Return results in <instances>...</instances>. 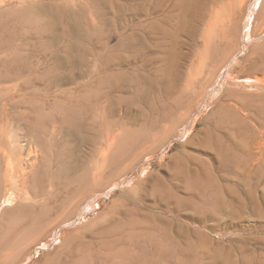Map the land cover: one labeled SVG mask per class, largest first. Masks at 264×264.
Returning <instances> with one entry per match:
<instances>
[{"label":"rangeland","instance_id":"rangeland-1","mask_svg":"<svg viewBox=\"0 0 264 264\" xmlns=\"http://www.w3.org/2000/svg\"><path fill=\"white\" fill-rule=\"evenodd\" d=\"M35 1L46 2L48 10L45 18L62 19L66 12H70L77 23V17L83 13L84 19L81 18L83 22L81 21L79 29L81 33L75 39L77 50L73 52L76 66L66 61L68 52L64 45L52 48L48 44V38L42 37L39 42L33 38L35 28L27 23L23 12ZM137 1L140 0L0 2V22H8L0 27V264H68L73 252L84 249L88 246L87 243L92 242L95 246V242L102 239L103 232L111 224L112 216H117L125 209L132 212L126 217L134 216L136 211L140 216L152 211L151 207L137 198L132 189L145 192L146 196L147 190L157 186L159 181L170 180L169 173L174 167L176 154L205 157L206 154L189 140L203 127L202 119L213 115L218 100L233 93L230 100L234 102L264 101V83L261 82L264 79V0H240L238 6L234 5L235 8L227 10L224 16L226 18L230 15L231 22L236 20L235 25L232 22V26H235L231 28L232 33L229 34L228 31V35L225 34L227 38H224L222 45L214 44L210 48L209 55L213 60L205 61L197 74L196 83L187 87V81H183L170 87L168 96L148 102H142L137 97L133 100L130 98L127 103L120 105L121 109L110 119L88 117L87 121L95 129L88 132L94 138V145L85 144L75 148L76 141H71L68 152L61 146H55L58 142L64 143L63 137L68 132L58 122L63 116L61 108L51 107L55 104L54 100H61L64 90H74L76 85L69 80L75 74H87L78 79L82 88L94 81V74L97 72L96 58L101 48L99 41L95 45L93 40L102 39L103 35L109 46L118 45L120 36L114 27L116 13L127 9L133 11ZM222 3L226 5L225 0ZM21 11L22 16H18L17 13ZM142 18L144 17L138 20L144 21ZM133 22H136L135 18ZM49 32V35L58 34L62 41L63 28H59V25L51 26ZM218 37L222 36L218 34ZM84 56L87 62L83 65ZM52 60L62 61L63 64L54 71L45 66V63ZM51 78L56 79L58 85H50ZM41 103H45V108H40ZM127 110L129 112L125 114ZM148 122H151L149 126L146 124ZM246 125L248 126L247 122H244L245 128L242 127L248 136L244 144L245 148L249 147L251 150L252 142L256 140L264 143V137L260 136L253 125L249 126L251 130ZM54 126L58 129L54 135L56 142L43 132V128L52 130ZM34 139L38 141L34 146L41 155V161L39 159L34 170L27 175L25 187L29 188V181L35 172L41 173L48 170L49 166H59V162L55 160L58 152L59 159L64 158V163L77 158H82L88 164L96 161L95 165L102 167L103 171L102 181L98 186L101 189L98 193L100 198L94 205H82L81 202L71 216L63 214L59 222L48 227L43 222L34 221L33 211L39 205L29 209L30 199L23 198V190L26 189L22 187V183L16 181L17 178L13 175L9 181L5 179V172L12 171L16 161L18 164L24 162L25 140ZM14 156L18 159L15 160ZM234 169L242 170L243 165L238 164ZM47 170V174L53 173L52 170ZM93 170L94 168L81 181V185L87 189L94 180ZM238 178L239 175L232 178L235 185ZM63 182H66L63 178L56 181L57 199L59 203L63 201L69 204L74 195H70L71 191L60 195ZM256 187L259 190L257 195L264 198V175ZM243 189L248 190V186L241 184V190ZM237 198L244 199L241 192ZM112 200L115 202L114 206H111ZM246 203L245 208L238 209L237 202H226L225 210L213 211L214 214L205 217L200 215L204 221L201 223L186 215L177 218L174 225L180 224L181 228L187 224L194 225L207 237L205 254L198 256L193 262L183 260L180 264H264V199L262 204H257L256 201L255 210L251 208L249 200ZM58 207L61 211L62 206ZM112 210L114 215L111 214ZM174 218L176 217H169ZM42 227L46 229L43 235ZM172 228L170 224L168 230L171 231ZM33 237L37 238L23 251L21 247ZM21 251L23 256L16 260V253ZM94 251L95 249L89 253L87 260H76L73 264H92L91 254ZM125 251L126 245L123 244L110 252L112 263L110 258L97 256L93 264H139L136 257L121 258L119 255ZM100 253L109 257L103 251ZM178 261L180 258L174 252L168 264H178Z\"/></svg>","mask_w":264,"mask_h":264},{"label":"bare ground","instance_id":"bare-ground-1","mask_svg":"<svg viewBox=\"0 0 264 264\" xmlns=\"http://www.w3.org/2000/svg\"><path fill=\"white\" fill-rule=\"evenodd\" d=\"M222 1L140 0L135 3L133 11L127 9L117 12L114 27L120 36L118 45L109 46L103 35L102 39L93 40L95 45L99 41L98 45L101 48L96 58L97 72L94 74V81L88 87L82 88L78 79L87 74L81 72L75 74L69 80L76 85L74 90H64L62 99L56 98L55 104L51 106L53 109L61 108L63 116L58 122H61L68 132L63 140L61 139L64 143L58 142L55 146H61L68 152L71 141H76L75 148L85 144L94 145V138L92 139L88 132L95 129L93 124L87 121L88 117L100 116L110 119L116 115L118 109H121L120 105L127 103L130 98L133 100L137 97L142 102H148L152 99H161L164 95L168 96L170 87L177 86L183 81H187V87L196 83L197 74L205 65V61L213 60L209 55L210 48L214 44L222 45L225 34L228 31L231 34L233 30L231 28L235 27L232 26L230 15L226 18L224 16L227 10H233L234 5L236 6L240 0H225L226 5ZM47 10L46 2L38 3V1L24 10L23 17L35 28L33 38H36V42L41 41L42 37L48 38V44L52 45V48L64 45L66 48H63L68 52L66 61L76 66L73 62V52L77 50L75 39L81 33L79 29H81V21L83 22L81 18L84 19L83 13L77 17L76 23L70 12H66L62 19L45 18ZM17 15L22 16V11ZM142 16L144 21L138 20ZM134 18L136 22H133ZM7 23V21L0 22V27H4ZM53 25L63 28L62 41L59 40L58 34H48L49 28ZM218 34L222 37H218ZM44 51L48 52L45 49ZM35 53L43 54L40 51ZM86 60L84 56L83 65ZM60 64L63 62L52 60L45 63V66L56 71ZM261 82L264 83V79ZM49 84L58 85L57 80L52 78ZM232 95L233 93H230L227 95L228 98L221 97L222 99L215 103L213 115L202 119L203 127L189 140L206 154L205 157L197 154H176L174 167L169 173L170 180L159 181L157 186L147 190L146 196L145 192L132 189L137 198L151 207L152 211L144 216H140L136 211L134 216L126 217L132 212L125 209L117 216H112L111 224L103 232L102 239L95 240L97 241H94L95 246L92 242V244L87 243L88 246L84 249L73 252L68 264H73L76 260L81 262L87 260L93 249L95 251L91 254L92 264L97 256L110 258V252L123 244L126 245L127 251L119 256L124 259L136 257L139 259V264H168L174 252L180 258L178 264L183 260L193 262L198 256L205 254L207 237L194 225L187 224L182 228L180 224L174 225L177 218L186 215L201 223L203 219L200 215L205 217L214 214L215 211L225 210L226 202L229 204L237 202L239 209L245 208L246 200H249L254 210L256 201L257 204L263 203L264 198L257 195L259 190L256 186L264 175V143L254 140L252 144L257 145L256 147L252 145L251 150L249 147L245 148L244 143L247 142L248 136L243 132L242 127L245 128L244 122H247V129L251 130L249 126L253 125L260 136L264 137V101L234 102L230 100ZM40 105V108L46 106L45 103ZM128 112L127 110L125 114ZM146 124L149 126L151 122ZM43 130L56 142L54 136L58 132L56 126L52 130L45 128ZM37 143L35 139L25 140L24 162L18 164L16 161L12 171L5 172V179L9 181L11 175L16 176V181L22 183V187L26 189L23 190V198L30 199L28 208L33 209L35 205H39V208L33 211L34 221L43 222V225L47 224L48 227L52 223L59 222L63 214L71 216L81 202L82 205L84 203L91 206L97 202L100 198L98 193L101 189L99 190L98 186L102 181L103 169L95 165L96 161L88 164L82 158L71 159L64 163V158L59 159L58 152L55 160L59 162V166L51 164L53 168L56 167L53 169L49 166L48 170L53 171L51 174L46 173L47 169L41 173L35 172L34 177L32 178L31 175L32 179L28 180L27 189L26 177L34 170L41 157L34 146ZM14 158L18 159L17 156ZM11 159L13 161V158ZM238 164L243 165L242 170L234 169ZM92 168H94L92 172L94 180L92 186L87 189L81 185V181L89 175ZM238 175L240 178L235 185L232 178ZM59 178L66 181L59 190L60 195L70 191V195H74L69 204L58 202L56 181ZM241 184L248 186V190H241ZM240 192L244 199L237 198ZM111 202V206H114V200ZM59 205L62 206L61 211ZM170 216L176 218L169 219ZM170 224L173 226L171 231L168 230ZM42 230L41 235L44 234L45 227H42ZM36 238L33 237L25 243L21 247L23 251L28 249ZM23 251L17 252L14 258L16 260L21 258ZM101 251L107 253L109 257L101 254ZM111 259L113 258H110V261Z\"/></svg>","mask_w":264,"mask_h":264}]
</instances>
